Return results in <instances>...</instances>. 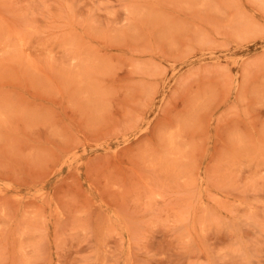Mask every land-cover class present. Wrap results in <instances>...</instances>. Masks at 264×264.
Here are the masks:
<instances>
[{
	"label": "rangeland",
	"instance_id": "374dc122",
	"mask_svg": "<svg viewBox=\"0 0 264 264\" xmlns=\"http://www.w3.org/2000/svg\"><path fill=\"white\" fill-rule=\"evenodd\" d=\"M0 264H264V0H0Z\"/></svg>",
	"mask_w": 264,
	"mask_h": 264
}]
</instances>
